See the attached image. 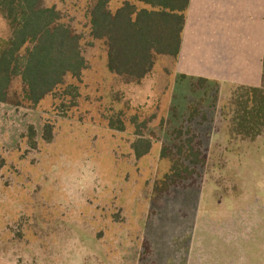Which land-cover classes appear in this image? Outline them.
Here are the masks:
<instances>
[{"label":"rangeland","instance_id":"374dc122","mask_svg":"<svg viewBox=\"0 0 264 264\" xmlns=\"http://www.w3.org/2000/svg\"><path fill=\"white\" fill-rule=\"evenodd\" d=\"M96 1L43 0L81 36V76L36 105L17 78L0 103V264H264V131L234 129L235 87L176 75L174 57L141 81L112 72ZM133 117L153 140L141 158Z\"/></svg>","mask_w":264,"mask_h":264},{"label":"trees","instance_id":"16d2710c","mask_svg":"<svg viewBox=\"0 0 264 264\" xmlns=\"http://www.w3.org/2000/svg\"><path fill=\"white\" fill-rule=\"evenodd\" d=\"M135 1L149 7L139 8L127 0L113 11L109 0H97L89 12L90 34L104 40L112 72L141 81L154 69L159 55L178 58L190 0ZM0 10L11 29L9 39L0 40V103L9 101L17 78L24 100L36 105L63 85L68 75L78 78L87 68L81 36L61 21L56 7L46 6L43 0H0ZM196 80L201 85L210 82ZM234 87L231 108H227L232 114L229 123L239 133L257 136L264 131V85ZM136 120L133 117L132 122L138 125L139 136L133 149L141 158L150 152L153 140L141 130L147 128V121L138 124ZM193 142L194 137L185 139L179 150L193 151Z\"/></svg>","mask_w":264,"mask_h":264},{"label":"crops","instance_id":"0c3cea01","mask_svg":"<svg viewBox=\"0 0 264 264\" xmlns=\"http://www.w3.org/2000/svg\"><path fill=\"white\" fill-rule=\"evenodd\" d=\"M176 75L264 85V0H190Z\"/></svg>","mask_w":264,"mask_h":264}]
</instances>
